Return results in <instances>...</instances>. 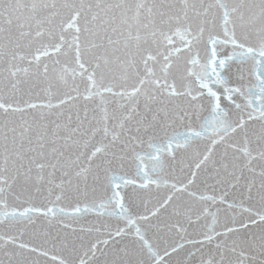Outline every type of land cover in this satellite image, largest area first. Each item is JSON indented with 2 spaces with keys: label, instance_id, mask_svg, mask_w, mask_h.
<instances>
[{
  "label": "snow or ice",
  "instance_id": "obj_1",
  "mask_svg": "<svg viewBox=\"0 0 264 264\" xmlns=\"http://www.w3.org/2000/svg\"><path fill=\"white\" fill-rule=\"evenodd\" d=\"M0 264H264V0H0Z\"/></svg>",
  "mask_w": 264,
  "mask_h": 264
}]
</instances>
